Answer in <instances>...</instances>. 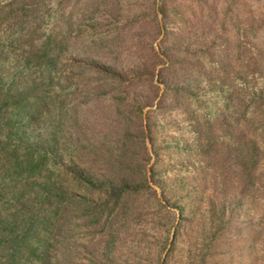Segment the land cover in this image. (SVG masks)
Returning a JSON list of instances; mask_svg holds the SVG:
<instances>
[{
  "label": "trees",
  "instance_id": "obj_1",
  "mask_svg": "<svg viewBox=\"0 0 264 264\" xmlns=\"http://www.w3.org/2000/svg\"><path fill=\"white\" fill-rule=\"evenodd\" d=\"M63 1L0 0V264H264V0H159L145 118L156 0H116L126 78Z\"/></svg>",
  "mask_w": 264,
  "mask_h": 264
},
{
  "label": "rangeland",
  "instance_id": "obj_2",
  "mask_svg": "<svg viewBox=\"0 0 264 264\" xmlns=\"http://www.w3.org/2000/svg\"><path fill=\"white\" fill-rule=\"evenodd\" d=\"M86 0H81L79 1V3H77L74 6V10L73 13H76L79 11V9L81 8V5L85 2ZM129 1L130 0H125L124 4H128L129 5ZM159 0H156V4H155V11H156V18L153 19V24H152V39H153V48L156 51L157 55H159L161 57V59H163L165 61L164 64H159L156 66V70L154 72V76H153V71L151 69V64H147V67L150 68L149 70V79H148V87H143V88H139V89H135L133 90V92L128 93L127 95H124L123 93H121L119 90H114L111 92V94H114V99L119 100L120 102H123V104H125L124 106H128L126 104H129L130 100H133V102H140L141 104H145V108L143 109V117L145 118L147 115V112L150 109H156L157 105H158V101L160 99V96L162 95V93L164 92L165 86L162 83V81H160L158 79V71L167 66V60L164 57V55L161 53L160 48L158 43L162 40L163 35H164V30L162 27V14L160 12L159 9ZM244 6H250L251 9H254V4L253 2L250 4L248 2V4L244 5ZM63 7L65 8L66 11V15L68 17H70L72 14V10H69L72 7V0H64L63 1ZM130 7V5H129ZM131 10V8H130ZM119 18V14H118V4L116 2V0H95L93 3V7L91 9V11L88 13H86L85 15H83V17L80 19L81 22L76 23V27L74 29L77 31V33L79 34V36L84 35V36H88L91 37L93 39L97 38L98 35L102 30L103 35L101 36L103 38L102 43L103 44V48L100 51V54L98 57H92V58H88L87 55H83V56H76V57H72V59L74 58V60H78V61H82V62H87V66L88 67H94L97 70H99V74L97 75L98 77H106L105 73L110 72L113 73L115 75H118L120 77H125V75L127 74V71L122 70L119 66L116 60L111 59L112 58V53L106 55L105 54V49H109L111 47H113L115 44V41H117V39L115 38V36L113 35V31H111L113 29V24H115L116 20H118ZM66 20V18H64V21ZM114 21V23H113ZM78 24V25H77ZM92 26H94V29L92 31H95L94 33L90 32ZM160 27V34L157 33L158 28ZM147 33L149 32V29L146 31ZM96 36V37H95ZM100 38V37H98ZM97 38V39H98ZM118 43V41H117ZM90 71V70H88ZM93 73V72H91ZM126 78V77H125ZM164 80V78H163ZM156 87V88H153ZM179 88V87H178ZM158 89V90H157ZM158 92V93H157ZM158 94V95H156ZM169 102V101H167ZM130 106V105H129ZM129 106L127 108H129ZM129 109H124L122 111V113H127L129 112ZM118 112L121 113V110ZM146 123V121H144V124ZM134 123H131L130 129L132 130ZM145 146L146 149L148 151V153L150 154V163L148 164L147 167H149L150 165L153 164L154 162V154L152 151V146L150 144L149 139L146 138L145 140ZM149 175V174H148ZM150 185L157 191V193L160 196V190L158 187H156L154 184H152L150 182ZM171 240V239H170ZM178 243V242H177ZM169 245H170V241H169ZM168 245V248H169ZM175 252L177 257L175 259H178L179 255L182 252V246H180V244L175 245ZM164 256V254H162V257ZM161 257V258H162ZM177 264V263H175Z\"/></svg>",
  "mask_w": 264,
  "mask_h": 264
},
{
  "label": "water",
  "instance_id": "obj_3",
  "mask_svg": "<svg viewBox=\"0 0 264 264\" xmlns=\"http://www.w3.org/2000/svg\"><path fill=\"white\" fill-rule=\"evenodd\" d=\"M172 240V239H171Z\"/></svg>",
  "mask_w": 264,
  "mask_h": 264
}]
</instances>
